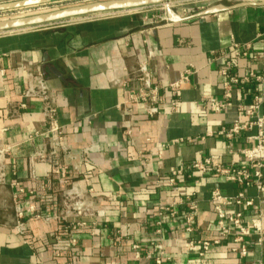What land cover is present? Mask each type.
I'll return each instance as SVG.
<instances>
[{"label": "crops", "instance_id": "crops-1", "mask_svg": "<svg viewBox=\"0 0 264 264\" xmlns=\"http://www.w3.org/2000/svg\"><path fill=\"white\" fill-rule=\"evenodd\" d=\"M22 1L27 0H0V6ZM219 5L235 4L221 2L176 13L175 21L166 14L168 23L150 13L0 34V150H8L4 161L9 175L13 169L24 191L0 181V264H140L130 244L119 246L117 237L147 246L154 238L158 206L193 193L198 202L193 233L186 231V206L177 208L175 220L163 219L165 249L171 258L165 264H264V245H256L255 235L246 243L247 257L231 253L235 232L221 238L210 201L213 189L232 198L244 193L253 205L228 211L242 212L248 226L254 222L264 228V215L259 217L264 198L253 187L244 189L213 171L201 174L189 168L196 160L219 155L225 166L240 164L242 150L251 146L246 134L231 142V154L220 131L243 119L240 105L250 104L256 92L263 99L264 115V81L233 86L231 106L225 111L205 108L209 99L225 102L221 70L228 61L239 78L264 70V6L193 19ZM234 43L251 44L250 57L233 60ZM148 51L153 53L149 68L154 82L162 88V130L145 117L141 104H125L127 95L140 88L136 80L125 89L113 85L131 75ZM190 67L197 73L174 95L170 86L181 82ZM29 73L42 74L48 82L70 156L40 159L50 151L48 121L43 103L24 98ZM127 130L132 138L125 136ZM62 173L69 184L60 182ZM69 190L84 195L94 211L70 223L93 227L77 225L67 234L56 221L46 220L63 211V196ZM28 202L41 206L42 219L28 221L25 235H19L17 206ZM217 239L221 244L212 245L204 259L199 256L201 246L189 244Z\"/></svg>", "mask_w": 264, "mask_h": 264}, {"label": "built area", "instance_id": "built-area-1", "mask_svg": "<svg viewBox=\"0 0 264 264\" xmlns=\"http://www.w3.org/2000/svg\"><path fill=\"white\" fill-rule=\"evenodd\" d=\"M179 4V3H177ZM26 10V9H25ZM23 11V10H20ZM185 10L184 12H187ZM13 11L10 13L14 17ZM0 15H3V13ZM10 19V18H8ZM166 23L169 22L167 17L164 18ZM30 30V29H29ZM251 44L240 46L236 43L233 44L232 55L233 60H239L241 58L250 57ZM153 57V53L148 51L141 61L139 62L136 70L127 75L124 79H116L113 85L119 89H125L129 82L133 79L136 80L140 88L137 92L127 95L125 104L128 108H131L135 104H141L144 108L145 117L153 122L158 129L162 130L164 126V112L161 110L164 104L161 97L162 88L154 82L153 75L149 68V62ZM232 61H228L226 67L221 70L222 85L225 89L224 100L220 102L217 99L206 100V107L213 112L225 111L231 106L230 100L232 98L233 86H244L247 83L254 80L255 82L262 83L264 81V70L259 75L254 72H250L245 78H239L231 73ZM196 70L193 67L188 68L181 76V82L172 84L170 89L174 95L177 94L182 82H188L190 77L196 74ZM30 82L27 89L24 92V98L28 100H38L43 103V112L47 117L48 127L45 131V135L50 140V151L47 155H43L40 159H45L47 156L52 160H56L60 154L71 155V147L67 143L65 127L60 125L57 120V108L54 106V102L51 96V90L48 82L42 74L29 73ZM35 79V81H34ZM263 99L256 92L253 100L248 105H240V111L242 115L241 121H236L231 127L223 128L220 131V135L225 137L229 141V149H231L232 141L237 139L242 134H246V140L251 143L250 147L242 150V162L240 164L232 163L229 165H223L221 162L222 155L204 157L200 160L192 162L189 166L190 170L201 174H207L209 171H213L216 175L224 177L228 182L235 183L241 188L247 189L253 187L257 193L264 198V115L261 114V108ZM175 106V104H173ZM20 108L25 110L26 105H20ZM175 108V107H174ZM13 111V109H10ZM15 111V110H14ZM13 111V112H14ZM125 136L132 138V131L127 130ZM151 141V140H147ZM182 140H177L175 143H179ZM10 149V148H9ZM8 150H0V181L9 183L14 188H19L23 194L18 183V179L15 178L16 172L12 170V176L9 175L7 164L5 163V156ZM232 154V149L230 150ZM61 183L69 184V179L66 173H62ZM171 183H175L172 179ZM211 204L214 207L215 214L217 216V224L220 231L221 238H228L232 233L233 242L231 244V253L238 254L241 258H245L249 254L247 242L254 235L256 237V245H264V228L260 224L252 222L251 226H248L244 219V214L239 211L229 212L228 208L232 206L245 205L250 207L253 205V200H247L244 193L238 194L236 197H228L222 194L219 189H213L211 192ZM186 206L189 213L186 217V231L193 233V226L195 223V217L198 213V202L196 194H190L185 197H179L174 199L171 203L161 204L157 208V218L155 221L154 238L148 243V245L139 244L129 240L125 242L124 238L119 235L116 239L119 246H123L126 243L130 244L135 259L140 264H165L170 262L171 258L167 255L165 249V234L163 229V219L169 217L172 220L177 218V208ZM63 211L53 216V218H46L47 221H56L59 228L64 233H69L73 230L74 226H79L81 229L93 227L87 222H79L77 225L70 223L71 219L75 218H87L93 215V208L88 204L86 197L81 195L75 190H69L63 196ZM47 212H50L51 206L46 208ZM42 208L37 203H24L18 204L16 210V226L15 230L19 235H25L27 230V223L31 219H42ZM29 215V216H27ZM264 215L261 212L259 217ZM252 229L256 231L253 233ZM117 235V234H116ZM72 245H76V240L70 241ZM190 246L193 248L195 245H200L201 250L199 256L204 259L209 252L212 245H220L221 240L217 239L213 242H190ZM145 251L144 257L142 254ZM65 264H71L66 262ZM251 264H263L262 262Z\"/></svg>", "mask_w": 264, "mask_h": 264}, {"label": "water", "instance_id": "water-1", "mask_svg": "<svg viewBox=\"0 0 264 264\" xmlns=\"http://www.w3.org/2000/svg\"><path fill=\"white\" fill-rule=\"evenodd\" d=\"M67 0H27L22 2H16L6 5L0 6V13L13 12L19 10H25L33 7L49 5L52 3L64 2ZM191 0H122V1H111V2H103L88 6L76 7L71 9H63L56 10L48 13H41L26 17H18L11 18L6 20H0V34L5 33H13L24 31L28 29H36L43 25L51 24L53 22L69 19L78 16L92 15L98 13H106L113 11H121L127 9H135L139 7H147L157 4H169V3H178V2H186ZM264 6V0H259L256 2H242L237 3L231 7H226L223 5H219L213 8H210L206 11L200 12L193 19H197L200 17L208 16L215 14L219 11L240 8L245 6ZM168 14V12H167ZM169 14H171L169 12ZM169 16V15H168ZM170 20H178L179 18H173L171 15L169 16ZM181 21V20H180Z\"/></svg>", "mask_w": 264, "mask_h": 264}, {"label": "rangeland", "instance_id": "rangeland-1", "mask_svg": "<svg viewBox=\"0 0 264 264\" xmlns=\"http://www.w3.org/2000/svg\"><path fill=\"white\" fill-rule=\"evenodd\" d=\"M111 1H122V0H67L64 2L52 3L49 5L33 7V8L23 10V11L19 10L18 12H14L15 14L14 17L10 15L11 12H6V13H3V15H0V19L4 20L8 18L11 19V18H18V17H26V16H31V15L41 14V13L53 12L56 10L71 9V8L88 6V5H93V4L103 3V2L104 3L111 2ZM244 1L248 2L250 0H191V1H186V2H178L179 4L169 3L168 5L162 3V4L147 6V7H139L135 9L98 13V14H92V15L73 17L69 19H63V20L53 22L51 24L43 25L36 29L58 28V27H63V26L76 25L78 23H83V22L96 21V20H100L103 18H112L115 16H128V15L132 16V15H145V14L147 15L150 13H154L158 17L165 18L168 9L172 10L176 14V13H182L185 10H188V11L192 9L198 10V8H202L203 6H208V5L211 6V5H215L218 3L220 4L221 2L233 5V4L244 2ZM33 29L34 28H32V30Z\"/></svg>", "mask_w": 264, "mask_h": 264}, {"label": "bare ground", "instance_id": "bare-ground-1", "mask_svg": "<svg viewBox=\"0 0 264 264\" xmlns=\"http://www.w3.org/2000/svg\"><path fill=\"white\" fill-rule=\"evenodd\" d=\"M168 15L170 16H172L173 18H179V16L177 15V14H175L172 10H170V9H168ZM169 12L171 13V14H169ZM1 163H0V170H1Z\"/></svg>", "mask_w": 264, "mask_h": 264}]
</instances>
